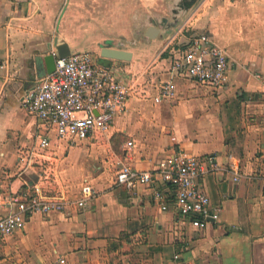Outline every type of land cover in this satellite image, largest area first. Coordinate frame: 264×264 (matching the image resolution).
I'll return each instance as SVG.
<instances>
[{
  "label": "crops",
  "instance_id": "0c3cea01",
  "mask_svg": "<svg viewBox=\"0 0 264 264\" xmlns=\"http://www.w3.org/2000/svg\"><path fill=\"white\" fill-rule=\"evenodd\" d=\"M69 1L0 0V216L25 206L34 187L46 197L88 200L82 209L28 215L24 228L2 242L0 264H264V0H203L183 19L197 15L195 29L181 22L155 39L144 36L152 17L128 39L120 13L110 9L116 0L97 2L101 7L81 25V42L70 34L77 12ZM95 27L107 32L94 36ZM200 34L230 62L220 88L170 72L172 50ZM62 44L119 68L131 91L106 133L114 142L110 159L95 142L68 146L51 135L47 174L25 167L42 126L20 98L47 75L43 58ZM102 48L129 59L103 58ZM178 153L214 159L199 188L220 213L205 228L178 219L167 183L132 192L114 185L121 164L150 170ZM156 189L167 211L153 203Z\"/></svg>",
  "mask_w": 264,
  "mask_h": 264
},
{
  "label": "built area",
  "instance_id": "2783aa9c",
  "mask_svg": "<svg viewBox=\"0 0 264 264\" xmlns=\"http://www.w3.org/2000/svg\"><path fill=\"white\" fill-rule=\"evenodd\" d=\"M172 54L170 72L174 75L213 89L226 83L230 68L227 54L212 44L206 35L192 37L183 46L173 49ZM120 73L114 65H97L89 52L56 57L54 71L38 80L20 98L27 113L42 126L35 135L25 167H44L46 162L49 163L47 153L51 135L68 146L95 141L106 135L114 119L125 113L131 91L129 82ZM165 90L167 95L172 92L168 84ZM125 146L129 150L133 148V142L128 141ZM215 168L211 157L178 153L165 157L150 170H139L129 163L121 164L114 185L132 192L139 187L152 186L155 181L167 183L172 188V205L178 219L188 220L192 227L202 229L210 221L216 222L220 213L199 188V179ZM151 199L160 211L169 208L168 200L160 190H154ZM87 200L88 197H46L34 187L25 206L0 216V246L7 237L24 228L28 215L82 209ZM63 263L64 260L60 259L59 264Z\"/></svg>",
  "mask_w": 264,
  "mask_h": 264
},
{
  "label": "rangeland",
  "instance_id": "374dc122",
  "mask_svg": "<svg viewBox=\"0 0 264 264\" xmlns=\"http://www.w3.org/2000/svg\"><path fill=\"white\" fill-rule=\"evenodd\" d=\"M108 0H70L69 2H71V4L69 5L70 10L77 12L76 17L77 20H73L74 26L75 28H73L70 31L72 40L77 41V42H81L80 41V34L82 33H86L85 30H83L81 28V25H85L87 24V22H90V17H92L89 13L91 12H97V10L101 7L97 5V2H100L102 4V6H106ZM203 0H201L198 5L196 6L199 7V5L202 3ZM215 0H212V2ZM174 3L175 0H116L114 1V5L110 6V9H114L115 11L119 12V18L121 20L122 25H125V29L124 30V35L126 36V38L128 37V39H130L132 37V34L134 33V31H141L143 32L146 25H147V19L148 17H152L153 19H159L160 17H165L166 19H168L169 21L171 20L172 17V13H171V9L174 8ZM196 8H194L192 11H194ZM80 16V20L79 16ZM89 17L85 18V17ZM102 16H97V18H101ZM192 17V16H191ZM198 18L197 15L193 16V19H184V17L182 18V25L183 27H196V25H198V20L196 21V19ZM94 20V18H92V21ZM101 21V20H99ZM91 25H96L95 23H91ZM104 26H107V24L103 23ZM105 32H107L106 30H101V28H96L94 32H92L91 34H93L94 36L98 35V34H104ZM71 51H74V49L72 48ZM109 135V134H107ZM104 135L103 137L98 138L95 141H91V142H95L100 149L96 148L99 152L101 151V156L103 155V157L106 158H111V146L114 144V142H112V138H109V136ZM115 141H117L120 145H118L120 148V150L122 149V144L120 142V140L118 139V137H116L114 139ZM126 140H124L125 142ZM103 149H104V153H103ZM26 151V150H25ZM96 151V152H98ZM112 163H114V161H112ZM45 167V166H44ZM43 167V171L48 174L49 171L46 170V168ZM112 167V166H111ZM119 168V165L117 166ZM117 168H115L116 170ZM110 170V168H109ZM118 171V170H117Z\"/></svg>",
  "mask_w": 264,
  "mask_h": 264
},
{
  "label": "water",
  "instance_id": "95a60500",
  "mask_svg": "<svg viewBox=\"0 0 264 264\" xmlns=\"http://www.w3.org/2000/svg\"><path fill=\"white\" fill-rule=\"evenodd\" d=\"M201 0H175L174 8L171 9L172 17L169 21L166 18L153 20L152 24L145 31L144 36L148 39H155L159 35H165L173 31L180 25L182 18L191 12ZM69 50L65 44L56 48L55 55L49 54L43 58L45 72L51 74L54 71L55 58H64L69 56ZM101 57L111 60L126 61L129 59V54L124 51H118L110 48H102Z\"/></svg>",
  "mask_w": 264,
  "mask_h": 264
}]
</instances>
